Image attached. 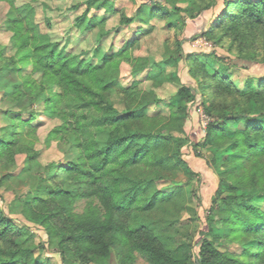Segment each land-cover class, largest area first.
Returning a JSON list of instances; mask_svg holds the SVG:
<instances>
[{"label":"trees","instance_id":"1","mask_svg":"<svg viewBox=\"0 0 264 264\" xmlns=\"http://www.w3.org/2000/svg\"><path fill=\"white\" fill-rule=\"evenodd\" d=\"M2 1L12 11L6 25L13 53L0 42V91L19 112L7 111L10 122L1 129L0 187L13 189L18 154L25 155L19 174L33 182L10 202L20 204L21 220L0 205V264H50L52 255L61 264H109L113 257L135 264L139 256L148 264H264V73L247 75L242 86L233 78L238 69L264 65V0H223L217 13L219 0H141L120 24L137 22L145 34L152 20L163 21L171 34L159 60L134 55L139 37L118 50H68L39 31L31 1ZM114 2L74 3L85 5L74 26L82 34L103 27L99 11H116ZM207 11L204 29L178 37L188 19ZM199 38L227 54L186 52L183 42ZM181 61L195 85L181 83L164 99L155 70ZM123 63L133 76L127 85L119 77ZM152 79L155 88H146L143 81ZM41 103L45 119L61 121L45 143L60 142L65 164L36 162ZM200 109L210 120L198 140L189 130ZM189 147L217 178L207 206ZM0 201L8 203L1 192Z\"/></svg>","mask_w":264,"mask_h":264},{"label":"rangeland","instance_id":"2","mask_svg":"<svg viewBox=\"0 0 264 264\" xmlns=\"http://www.w3.org/2000/svg\"><path fill=\"white\" fill-rule=\"evenodd\" d=\"M31 1L35 6L36 12L34 15V20L38 25L39 31L41 33H47L51 37L56 39L63 40L64 43L67 42L68 50L74 52H93L97 47H102L103 50H108L113 47V50H118L122 44L134 37L140 38V45L136 49H133L135 56H148L153 55L156 60H159L161 53L165 50L164 43L165 39L170 36V31L165 28L164 22L161 20L154 19V27L144 26L146 33H137V22H134L131 25H121L120 24V15L124 12L127 15H133L135 10L140 5L141 0H115L114 8L116 11L106 12L103 9L99 11V17L102 19L104 17L103 27H98L93 31H90L86 34H82L79 29L74 26L75 18L82 13L85 8V5H81L79 8H72L73 4L79 2L80 0H16L18 4L23 2ZM223 0H219L214 11L215 13L220 12L223 8ZM93 13V11H91ZM12 15L10 6L7 2L2 1L0 3V42L6 45V53H13L12 49H8L10 46V38L12 36V31H10L6 25L8 18ZM212 16V11H207L202 17H199L194 20L188 19V25L185 29L184 34L178 33V37L188 38L198 32L199 30L204 29V27L209 22V19ZM48 21L51 22L52 26L48 27ZM101 29L108 31L106 34H101ZM185 51H211L216 49L220 54H227L226 50L223 48H217L213 46L211 42L206 41L204 38H199L197 40H190L183 42ZM24 73L30 72L31 67L27 66L23 69ZM156 73L159 74L158 85L154 83V80L143 81V85L146 88H155L156 85L157 93L164 99H168L173 94H175L178 88L181 86V83L195 85L194 80L188 74L187 67L185 66L184 61H181L179 66L161 64L160 68H157ZM251 73L254 74H263L264 65L254 64L251 66V69L244 70L238 69L234 74L233 78L238 82L240 86L244 84V79L247 75ZM39 76V75H38ZM179 76V78H177ZM120 82L124 85H127L130 81L133 80L131 74L130 66L123 63L120 69ZM135 78V77H134ZM141 78V77H140ZM180 79V80H179ZM4 92L0 91V133L1 129L9 124V119L6 115L7 111H11L12 115L15 116L16 112H19V107L9 102L5 97H3ZM39 113V120L35 122L37 126V140L34 143L35 148L39 151V156L37 158L38 163L42 166H45L49 163H66L67 158L66 154L60 146V142L57 139H54L51 144L47 145L45 143V138L50 129L55 125L61 123L60 120H47L43 116V104H39L37 107ZM194 116H198L197 121H193L191 129L189 130L196 138L199 140L201 134H203V128L201 124V119L199 113H194ZM26 118V116H25ZM191 134V133H190ZM193 135V137H194ZM185 152L189 156V160L192 163V166L200 172V180L195 181V186H199L200 194L202 195L203 205L207 206L213 190H215V183L217 182L216 176L209 170L203 163L202 160L194 157L193 149L190 147L185 149ZM194 155V156H193ZM17 159V169L13 171L15 178L11 179V184L13 185L12 190H4V187H0V192L5 196L7 204L3 201H0V205L9 213L13 214L17 220L22 219L20 214V204L17 203L15 207L10 205V202L15 198L16 195L19 198H23L26 192L29 190L30 185L33 182L31 176L27 174H19L21 168L24 166L25 155L18 154ZM7 171V170H6ZM5 170L0 164V178L3 175ZM178 179H181V177ZM84 202L81 201L77 205V210L81 211L83 209ZM13 209V213H12ZM200 227L203 228V221H199ZM39 235L45 237V233L38 231ZM51 256V255H50ZM50 264H61L60 258L57 255H52ZM109 264H119V261L113 257L110 260ZM135 264H148L147 261L139 256L135 261Z\"/></svg>","mask_w":264,"mask_h":264},{"label":"built area","instance_id":"3","mask_svg":"<svg viewBox=\"0 0 264 264\" xmlns=\"http://www.w3.org/2000/svg\"><path fill=\"white\" fill-rule=\"evenodd\" d=\"M199 114H200V118H202L201 120V124H202V128L203 130H205L206 125L208 123V121L210 120V118L204 113V111L202 109L199 110ZM193 264H197V263H193Z\"/></svg>","mask_w":264,"mask_h":264}]
</instances>
